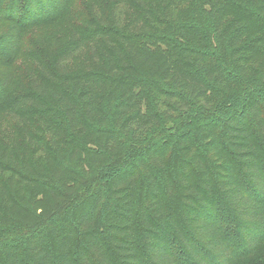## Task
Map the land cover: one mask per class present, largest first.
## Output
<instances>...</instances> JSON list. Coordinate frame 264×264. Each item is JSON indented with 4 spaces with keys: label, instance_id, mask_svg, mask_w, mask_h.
Wrapping results in <instances>:
<instances>
[{
    "label": "trees",
    "instance_id": "1",
    "mask_svg": "<svg viewBox=\"0 0 264 264\" xmlns=\"http://www.w3.org/2000/svg\"><path fill=\"white\" fill-rule=\"evenodd\" d=\"M0 264H264V0H0Z\"/></svg>",
    "mask_w": 264,
    "mask_h": 264
}]
</instances>
